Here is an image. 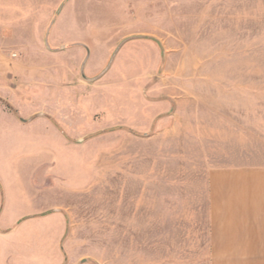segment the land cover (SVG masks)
<instances>
[{"label": "rangeland", "instance_id": "374dc122", "mask_svg": "<svg viewBox=\"0 0 264 264\" xmlns=\"http://www.w3.org/2000/svg\"><path fill=\"white\" fill-rule=\"evenodd\" d=\"M0 14V264H210L211 161L264 163V0Z\"/></svg>", "mask_w": 264, "mask_h": 264}, {"label": "crops", "instance_id": "0c3cea01", "mask_svg": "<svg viewBox=\"0 0 264 264\" xmlns=\"http://www.w3.org/2000/svg\"><path fill=\"white\" fill-rule=\"evenodd\" d=\"M3 30L0 28V101L7 100L10 104L11 99L19 95L12 83L21 81L20 76L8 74L9 60L3 54L8 33L4 34ZM25 61L34 62L29 66L45 64L38 62L39 59ZM18 66L23 65L18 63ZM7 84L11 90L7 89ZM38 111H32L21 120L28 122L45 116ZM35 113L37 116H33ZM207 178L210 264H264V163L225 160L213 164L211 161Z\"/></svg>", "mask_w": 264, "mask_h": 264}, {"label": "built area", "instance_id": "2783aa9c", "mask_svg": "<svg viewBox=\"0 0 264 264\" xmlns=\"http://www.w3.org/2000/svg\"><path fill=\"white\" fill-rule=\"evenodd\" d=\"M16 55V54H15Z\"/></svg>", "mask_w": 264, "mask_h": 264}]
</instances>
